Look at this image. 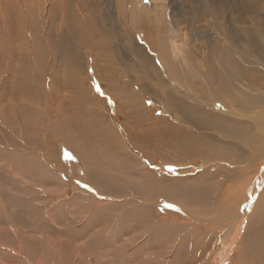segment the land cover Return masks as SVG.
I'll use <instances>...</instances> for the list:
<instances>
[{"label":"rangeland","instance_id":"374dc122","mask_svg":"<svg viewBox=\"0 0 264 264\" xmlns=\"http://www.w3.org/2000/svg\"><path fill=\"white\" fill-rule=\"evenodd\" d=\"M31 1L0 0V263L11 259L9 264L181 263L171 260L175 254L168 250L181 242H201L200 233H191L190 226L213 221L216 194L210 192L216 193L225 166L206 159L202 152H219L218 142L229 135L209 119L205 126L202 123L205 128L192 127L188 121L207 117L206 104L214 100L218 102L214 109H223V96L235 107L233 100H249V95L264 92V0H69V13L76 11L78 2L87 8L95 27L84 28L90 44L96 36L109 43H102L105 48L95 55L79 35L59 34V16L68 2ZM58 9L59 16L54 12ZM71 16L62 28L68 23L78 31L80 16ZM172 27L178 34L171 32ZM222 85L226 90L219 89ZM162 89L165 99L160 96ZM95 114L106 122V134ZM76 125L84 130L79 132ZM85 132L91 136L89 149L83 145ZM233 136V141L240 137ZM233 149L228 144L227 151ZM184 189L202 193V202L192 204L179 197ZM151 192L155 197L147 196ZM258 194L257 190L253 203L261 202ZM242 204L244 212L247 203ZM163 212L166 221L161 224L158 218ZM182 213L197 218L185 225ZM262 216L252 222L249 216H236L222 236L212 225L214 251H208L211 261L206 264L230 260L236 264L235 246L240 240L233 242V234L240 217L245 220L238 237L244 241L237 260L264 264V241L257 231ZM121 228L135 229L123 236ZM190 243L183 245L189 252ZM162 247H167L165 255H155L164 252Z\"/></svg>","mask_w":264,"mask_h":264},{"label":"bare ground","instance_id":"6f19581e","mask_svg":"<svg viewBox=\"0 0 264 264\" xmlns=\"http://www.w3.org/2000/svg\"><path fill=\"white\" fill-rule=\"evenodd\" d=\"M31 1V0H30ZM33 1V0H32ZM31 1V2H32ZM47 1V0H46ZM63 2L62 3H64L65 1L66 2H68L67 4H63L64 5V7H65V11H62L61 12V14L60 13H58L59 11H61V9H58V11L57 10H55L54 12L59 16V14L61 15V16H59V20L61 19V21H60V23H58V25H57V29H58V32H59V34H63V32L65 33V34H71V35H79L80 37H81V39L83 40H80V41H82V42H85L86 43V45H88V47L90 48V50H93L92 52H94V55L97 53V51H98V49H100V48H105V46H102L101 44L102 43H105L107 46H108V42H107V39L105 40V39H101V37L100 38H94V40H95V42H94V44H90V42H89V37H88V35H87V33H86V31H85V29H87L88 30V28L87 27H90L91 29H94L95 27H94V24H93V22H92V20H91V18H90V15L89 14H87V8L81 3V2H78L77 3V6H76V8H74V9H76V11L75 12H71V13H76L77 14V16H80V19L77 21V27L79 28V30L78 31H75L74 29H73V27H70L69 26V24L68 23H65V26L62 28V23H64L63 21H65V22H69V19H72L73 17L71 16L70 17V14L71 13H69V4H71V3H69L70 1L68 0H62ZM26 2H27V0H26ZM34 2V1H33ZM32 2V3H33ZM65 2V3H66ZM28 3V2H27ZM75 3V2H74ZM73 3V4H74ZM165 3V2H164ZM38 5V4H37ZM123 5V4H122ZM27 6V5H26ZM54 6H55V4H54ZM60 6V5H59ZM62 6V5H61ZM72 6V5H71ZM75 6V5H74ZM73 6V7H74ZM163 6V5H162ZM45 7V6H44ZM48 7V6H47ZM52 7V6H51ZM63 7V6H62ZM26 8V7H25ZM71 8V7H70ZM47 9H49V8H47ZM54 9V8H53ZM23 10V9H22ZM130 10H132L131 8H130ZM151 10V9H150ZM44 11H45V9H44ZM48 11V10H47ZM126 11V10H125ZM127 11H129V10H127ZM49 12V11H48ZM52 13V12H51ZM133 13V11L131 12V14ZM54 16H55V14L54 13H52ZM130 14V11L128 12V15ZM48 16H50V15H48ZM169 17V16H168ZM46 18H47V16H46ZM52 18H53V16H52ZM66 18H69L68 20L66 19ZM51 19V18H50ZM50 19H49V21H50ZM120 20V19H119ZM129 20H131V19H129ZM162 22V21H161ZM167 22V21H166ZM46 23V22H45ZM50 25V24H49ZM165 25V24H164ZM167 25V24H166ZM165 25V28L167 27ZM170 26V25H169ZM97 27V26H96ZM163 27V26H162ZM161 27V28H162ZM177 27V26H176ZM85 28V29H84ZM98 28V27H97ZM103 28V27H102ZM164 28V29H165ZM47 29H49L48 27H47ZM101 29V28H100ZM49 30H53V28L52 29H49ZM157 31H158V29H156ZM166 30V29H165ZM169 30H171V29H169ZM89 31V30H88ZM91 31V30H90ZM93 31V30H92ZM98 31V30H97ZM97 31L95 30V34L97 35L98 33H97ZM156 31V32H157ZM174 32V31H176V33H177V29H173V27H172V30H171V32ZM179 31V30H178ZM62 32V33H61ZM94 32V31H93ZM103 32V31H102ZM163 32H165V31H163ZM168 32V31H167ZM172 32V33H173ZM48 33V31L46 32V34ZM51 33V32H50ZM83 34H85L86 35V37H84V36H82ZM164 34V33H163ZM162 34V35H163ZM178 34V33H177ZM48 35V34H47ZM49 35H52V33L51 34H49ZM93 35V34H92ZM155 35H157V33L155 34ZM173 35V34H172ZM175 35V34H174ZM164 36H166V35H163V37ZM176 36H178V35H176ZM221 36V35H220ZM155 37H157V36H155ZM223 37V36H222ZM73 38V37H72ZM186 38V37H185ZM225 38V37H224ZM4 39V38H3ZM164 39H166V37H164ZM170 39V38H169ZM20 40V39H19ZM168 40V39H167ZM87 41V42H86ZM28 42V41H27ZM165 42V41H164ZM167 42V41H166ZM165 42V43H166ZM168 42H169V40H168ZM25 43H26V41H25ZM188 43V42H187ZM167 44V43H166ZM83 45V44H82ZM111 45V44H110ZM172 45V44H171ZM238 45V44H237ZM169 46V45H168ZM177 46V45H176ZM250 46H252V47H254V42L252 41L251 43H250ZM86 47V46H85ZM180 47V46H179ZM261 47H263L262 49H264V45H261ZM260 47V48H261ZM175 48H177V47H175ZM175 48L173 49L174 50V52H175ZM143 49V48H142ZM180 49V48H179ZM261 50V49H260ZM177 51V50H176ZM179 52H180V50H178ZM262 51V50H261ZM88 52V51H87ZM204 52V51H203ZM210 52V51H209ZM213 52V51H212ZM212 52H210V54H212ZM259 52V51H258ZM113 53V52H112ZM176 53V52H175ZM261 53H263V51L261 52ZM93 54V53H92ZM177 54V53H176ZM180 54V56H184V54H181V53H179ZM231 55V54H230ZM263 55V57H264V54H262ZM109 56V55H108ZM160 56V55H159ZM162 56V55H161ZM191 56V55H190ZM228 56V55H227ZM179 57V56H178ZM211 57V56H210ZM151 58V57H150ZM160 58V57H159ZM163 57H161L159 60H161ZM189 58V57H188ZM191 58V57H190ZM189 58V59H190ZM196 58H198V57H196ZM209 58V57H208ZM232 58V57H231ZM230 58V59H231ZM181 59V58H180ZM183 59V58H182ZM185 59H186V57H185ZM206 60H207V58H205ZM228 59V58H227ZM188 60V59H187ZM191 60V59H190ZM193 60H194V58H193ZM206 60H203L204 62H206ZM154 61V60H153ZM183 62V61H182ZM181 62V63H182ZM188 61H186V63H187ZM190 62V61H189ZM160 63H163V62H160ZM203 63V62H202ZM207 63V62H206ZM213 63V62H212ZM231 63H232V61H231ZM88 64V63H87ZM183 64V63H182ZM188 64V63H187ZM195 64V63H194ZM208 64V63H207ZM161 65V64H160ZM189 65H191V64H189ZM229 65H231V64H229ZM232 65H233V63H232ZM35 66V65H34ZM89 66V65H88ZM162 67V66H161ZM85 68V67H84ZM165 68V67H164ZM199 68V67H198ZM227 68V67H226ZM233 68V67H232ZM167 69V68H166ZM200 69V68H199ZM140 70V69H139ZM142 70V69H141ZM228 70H229V68H228ZM233 70V69H232ZM193 71V70H192ZM199 72H200V70H198ZM215 71V70H214ZM219 71V70H218ZM223 71H224V69H223ZM235 71V70H234ZM154 73V72H153ZM195 73V72H194ZM215 73H217V71L215 72ZM156 74V73H155ZM222 74V73H221ZM224 74H226L225 73V71H224ZM228 75H229V73H227ZM234 74V73H233ZM232 74V75H233ZM149 75V74H148ZM157 75V74H156ZM168 75H170V74H168ZM215 75V74H214ZM217 75V77L218 78H220V76H218L219 74H216ZM141 76V75H140ZM158 76V75H157ZM176 76V75H175ZM224 76V75H223ZM222 76V77H223ZM25 76H23V79H25L24 78ZM138 77H139V75H138ZM170 77V76H169ZM140 78V77H139ZM157 78V77H156ZM158 78H160V76L158 77ZM217 78V80H219ZM167 79V78H166ZM222 79V78H221ZM159 80V79H158ZM171 80V79H170ZM131 81V80H130ZM140 81H143V79L142 80H140ZM223 81V80H222ZM169 82V81H168ZM176 82V81H175ZM195 81H193V83H194ZM219 82H221V81H219ZM224 82H226L225 80H224ZM223 82V83H224ZM25 83V82H24ZM145 83V82H144ZM180 83V82H179ZM222 83V82H221ZM182 84H184L183 82H182ZM220 84V83H219ZM219 84H218V86H219ZM26 84H24V86H25ZM195 85H197L196 83H195ZM199 85V84H198ZM224 85V84H223ZM223 85H222V87H219V89L220 88H224L223 87ZM226 85V84H225ZM260 85V84H259ZM27 86V85H26ZM16 87V86H15ZM14 87V88H15ZM17 87H18V85H17ZM191 87V86H190ZM141 88V87H140ZM200 88V87H199ZM226 88V87H225ZM224 88V90H226ZM258 88H260V86L258 87L257 86V89ZM17 89L18 88H16V90L14 91V92H16L17 91ZM181 89V88H180ZM256 89V88H255ZM200 90V89H199ZM263 90V89H262ZM144 91V90H143ZM184 91H185V89H184ZM201 91V90H200ZM253 91H256V90H253ZM261 91V90H260ZM260 91H258V93H255V94H252L250 97L248 96L247 98H249V100L248 99H246V100H248V101H246L244 98V100L242 99V101H240V102H238L237 101V99L235 98V92H234V94L235 95H233V94H231V92H229L228 91V95L230 94V96L232 95V97L233 98H235L236 99V102H235V100H233L234 101V106L235 107H233L232 105H230L231 103H230V100L228 101V103L227 102H225V101H227L225 98H224V96L223 97H221V99L224 101L222 104H223V109H219V110H216V109H214L216 106H217V104H218V102L217 101H213L210 105H207L206 104V107H207V109H208V111H209V114H208V116L207 117H204V118H199V119H191L190 121H188L189 123H190V125L192 126V127H196V126H198V127H203V128H205L204 126H205V119H209L211 122H213L214 124H217V125H219V126H222L224 129H225V131H226V133H228L229 135L227 136V137H225L224 139H223V143L220 141V142H218L219 144H220V149H219V152H215V153H210V154H204L203 152H202V156H204L206 159H210V160H214L213 162H215V161H217V162H223L224 164H225V166H224V169H223V171L222 170H218V171H222V173H223V176L222 175H220V177H219V183H218V185H214V183H213V185L215 186V187H217V190H216V193H214L215 191V189H211L210 191V193H213V194H216V196L215 195H211V196H215V198H213V200H212V204H211V206H212V208L214 209V211H213V214H214V219H211V220H213V221H211L210 223H211V225H210V223L209 222H207V221H205V220H201V226H194V223H192V225L193 226H190V228H193L192 230H191V233H200L199 235H200V237H202V239H201V242L199 243V244H196V243H193V242H191L190 243V241L188 242V243H185V244H189L190 243V245L192 244V246H191V250L192 251H187L184 247H183V245H185L183 242H181V243H178L179 245L178 246H176V248H174L173 246V243H171L173 246L172 247H170L169 248V250L168 251H170V253L171 252H174V256H173V258L171 259V260H176V259H179V260H181V263H179L178 261V264H206V262H207V260H210L209 259V254H208V251H214V248H213V246H212V248L213 249H211L210 248V245H211V242H210V239H211V237H212V233H213V231H212V229H211V226L212 225H214L215 227L213 228V229H216V233L218 234V235H223L227 230H230L229 228L231 227V225H232V223H233V219L236 217V216H238L239 217V215H245V217H247V216H249V221H251V219H253V218H257V216H260L261 214L263 215L262 216V218H261V220H263L262 221V224L260 225V227L257 229V231H260V238L264 241V214L262 213V212H264V92L262 93V91L260 92ZM158 92H160V90L158 91ZM169 92H171V91H169ZM214 92V91H213ZM223 92V91H222ZM163 93L165 94V92H164V90L162 89V91L160 92V96H162L163 95ZM167 93V92H166ZM178 93V92H177ZM177 93H176V95H177ZM186 93V92H185ZM216 93V92H215ZM215 93H213V94H215ZM219 93V92H218ZM248 93V92H247ZM253 93V92H252ZM261 93V94H260ZM168 94V93H167ZM175 94V93H174ZM249 94V93H248ZM251 94V93H250ZM156 95V94H155ZM180 95V94H179ZM179 95H177V98L179 97ZM221 95V94H220ZM165 96V95H164ZM164 96H162V98L164 97ZM213 96V95H212ZM215 96H216V94H215ZM166 97V96H165ZM231 97V98H232ZM236 97H237V95H236ZM167 98V97H166ZM180 98H183V97H180ZM179 98V99H180ZM217 98V97H216ZM163 99H165V98H163ZM215 99V98H214ZM218 99V98H217ZM221 99H220V101H221ZM199 100V99H198ZM233 101H231L232 103H233ZM222 102V101H221ZM209 103V102H208ZM237 103V104H236ZM221 106V105H220ZM89 108V107H88ZM92 108H94V111L95 110H97V109H95V107H92ZM210 108H212V109H210ZM75 109V108H74ZM16 110V109H15ZM91 110H93V109H91ZM199 110V113H200V109H198ZM60 111V110H59ZM76 111V110H75ZM57 112V111H56ZM99 112V111H98ZM97 112V113H98ZM215 112V113H214ZM217 112H219V113H217ZM15 113V112H14ZM54 114H56V113H54ZM14 116H15V114H13ZM92 116V115H91ZM95 116H96V114H95ZM99 116L101 117V114L99 113ZM93 117V116H92ZM191 118V117H190ZM189 118V119H190ZM65 119V118H64ZM71 119V118H70ZM76 119V118H75ZM103 119H104V117H103ZM92 120V119H91ZM93 120H94V118H93ZM95 120H97L98 122H100L101 123V125H103L102 127H101V125H99L98 123V125L101 127V131H104L105 132V134L107 133L106 131H108V130H105L106 129V122L105 121H103V120H101V118H99V117H97L96 116V118H95ZM129 122V121H128ZM128 122H126V123H128ZM71 123V122H70ZM69 123V124H70ZM75 123V122H74ZM77 123V122H76ZM75 123V124H76ZM124 123V122H123ZM202 123H204L203 125H202ZM80 124V123H79ZM93 124H95V122L93 121ZM112 124V123H111ZM71 125H73L72 123L70 124V126ZM82 125V124H81ZM84 125V124H83ZM96 125V124H95ZM98 125H97V127H98ZM66 127V126H65ZM75 127V126H74ZM78 127V128H77ZM96 127V128H97ZM127 127V126H126ZM207 127V126H206ZM76 128H77V130H79V132L81 131L82 132V130H84V128H79V126L78 125H76ZM197 128V127H196ZM202 128V129H203ZM67 129H68V127H67ZM72 129V128H71ZM108 129V128H107ZM121 129V128H120ZM125 129V128H124ZM124 129H122V131H124ZM192 130L194 129V128H191ZM200 130H201V128H199ZM208 129H209V127H208ZM74 130V129H73ZM86 130V129H85ZM117 130V129H116ZM183 130V129H182ZM187 130V129H186ZM199 130V131H200ZM205 130V129H204ZM63 131V130H62ZM68 133L67 134H69V133H71L72 131H68V130H66ZM207 131H209V132H211V130H207L206 129V133H207ZM125 132V131H124ZM179 132H181V130H179ZM187 132H189V131H187ZM201 132V131H200ZM118 134H119V132H117ZM182 133V132H181ZM183 133H185V131L183 132ZM213 133V132H212ZM210 134V135H212L213 136V134ZM216 133V132H215ZM66 134V133H65ZM102 134V133H101ZM109 134V133H108ZM202 134V133H201ZM217 134V133H216ZM181 134H179L178 133V136H180ZM215 135V134H214ZM233 135H239L240 137H236L237 138V140H232L233 139ZM81 136H82V138L84 137L85 138V140H84V143H83V145L84 144H86L85 146H87V149H89V147L88 146H90V148H91V136L90 135H88L86 132L85 133H82L81 134ZM120 136H122V135H119V137ZM182 136V135H181ZM217 136V135H216ZM224 136V135H223ZM231 136H232V139H231ZM105 137H107V135H105ZM126 137H127V135H126ZM214 137V136H213ZM243 137V138H242ZM83 138V139H84ZM108 138V137H107ZM183 138V137H182ZM65 139V138H64ZM82 139V140H83ZM103 139H105V138H103ZM107 142H108V139H105ZM128 140V139H127ZM67 141V140H66ZM119 142V141H118ZM130 142V141H129ZM67 143V142H66ZM131 143V142H130ZM187 143V142H186ZM194 143V142H193ZM232 144L233 145V147H234V149L233 150H231V151H227V146H228V144ZM109 144V143H108ZM124 146V145H123ZM200 147H201V145H199ZM107 147V146H106ZM118 147V146H117ZM120 147H122V146H120ZM205 147V146H204ZM206 147H208V146H206ZM231 147V146H230ZM184 148V147H183ZM211 148V147H210ZM109 149V148H108ZM103 150V149H102ZM185 150H186V148H185ZM188 150V149H187ZM211 150V149H210ZM89 151V150H88ZM195 151V150H194ZM182 152H184V151H182ZM191 152V151H190ZM195 152H197V151H195ZM200 152V151H199ZM88 153V152H87ZM86 153V154H87ZM186 153H187V151H186ZM90 153H88V155H89ZM99 154L102 156V154L103 153H101V152H99ZM184 155H187V154H184ZM197 155V154H196ZM199 155H200V153H199ZM201 156V157H202ZM113 158H114V155L112 156ZM92 158V160H89L88 161V163L90 162V161H92L91 162V165L92 164H94L95 163V160H93V154L91 155V157H90V159ZM102 158L103 157H100V159H101V163H102ZM112 158V159H113ZM104 159V158H103ZM106 159L107 158H105V161H104V167H105V162L107 163V161H106ZM140 159V158H139ZM153 159V158H152ZM155 159V158H154ZM114 160H115V158H114ZM204 160V159H203ZM93 161H94V163H93ZM108 161H110V159L108 160ZM120 161H122V160H120ZM198 161V160H197ZM111 163H109L110 165L112 164V160L110 161ZM117 162V161H116ZM203 162V161H202ZM207 162V161H206ZM136 163V162H135ZM103 164V163H102ZM109 164H107V166L109 165ZM109 165V167H111ZM125 165V164H124ZM142 165V164H141ZM144 165V164H143ZM142 165V166H143ZM231 165H233V166H231ZM99 166H102V165H99ZM133 168V167H132ZM147 168V167H146ZM145 168V169H146ZM101 169V168H100ZM103 169V168H102ZM147 169H149V168H147ZM107 170V169H106ZM134 170V169H133ZM103 171V170H102ZM108 171V170H107ZM109 171H112V170H109ZM156 171V170H155ZM147 172V171H146ZM217 173V172H216ZM219 173V172H218ZM218 173L217 174H214V175H216L215 177H214V179L216 178V180H217V175H218ZM142 178V177H141ZM161 178H162V176H161ZM140 180V179H139ZM215 180V181H216ZM143 182V181H142ZM214 182V181H213ZM150 183V182H149ZM236 183H238V184H236ZM154 184V183H153ZM153 184H151V185H153ZM197 185V187H198V184H196ZM212 185V186H213ZM143 186V185H142ZM195 186V185H194ZM154 187V186H153ZM185 186H183L182 188H184ZM189 187V186H188ZM191 187V186H190ZM196 187V186H195ZM196 187V188H197ZM200 188L202 187V185L201 186H199ZM175 188V187H174ZM145 189V188H144ZM208 189V188H207ZM199 190V189H198ZM203 190V189H202ZM205 190V189H204ZM204 190H203V192H204ZM258 190V192H259V194H258V196H257V198L258 197H260V198H262V200H261V202L259 203L258 201L257 202H255V203H253V197L255 196V192ZM146 191V190H145ZM207 191V190H206ZM161 193V192H160ZM154 192H151L149 195L147 194V196L149 197V198H152V197H155L154 196ZM167 194V193H166ZM202 194V193H201ZM201 194H200V192L199 191H197V190H194L193 192H187V189H184L183 190V192H180V195H178L179 197H183L184 198V200H186V201H191L192 202V204L194 203V204H196V203H198V201H201L202 202V196H201ZM207 194V193H206ZM263 194V197H261V195ZM150 195H151V197H150ZM177 195V194H176ZM205 195V194H204ZM203 195V196H204ZM168 196V195H167ZM211 196H210V198H211ZM251 196V197H250ZM209 197V196H208ZM144 198V197H143ZM246 198H248L247 200H246ZM256 198V197H255ZM259 198V199H260ZM176 200V198H171V200ZM126 200V199H125ZM138 200V199H137ZM149 201V200H148ZM0 202H1V200H0ZM139 202V201H138ZM172 202V201H171ZM205 202V201H204ZM210 202H211V200H210ZM243 202H245V203H247V206H246V210L243 212L242 210V212L240 211V206L241 205H243L242 203ZM190 203V202H189ZM206 203V202H205ZM200 204V203H199ZM97 205H100V204H97ZM204 205V204H203ZM203 205H202V207H201V205H199L201 208H203ZM253 205V206H252ZM178 206V205H177ZM207 206V205H206ZM251 206H252V208H251ZM155 207L158 209L159 208V206L158 205H155ZM174 207H176V206H174ZM190 207V206H189ZM137 208H141V206H139V205H137ZM155 208V209H156ZM178 208V207H177ZM181 210H183L182 208H180ZM204 209V208H203ZM164 210V209H163ZM210 210V209H209ZM209 210H207V212H210ZM250 210V211H249ZM155 211V210H154ZM165 211V210H164ZM190 212V211H189ZM202 212V211H201ZM203 212H204V210H203ZM206 212V211H205ZM245 213V214H244ZM167 214H169L168 212H167ZM183 214V215H182ZM181 215L183 216V217H186L185 219H181L184 223L183 224H185V225H188L190 222L188 221V220H190L191 221V219L192 220H194V222H195V219L197 218V217H195L194 215V217L192 216V215H190L191 213H182ZM199 214H200V212H199ZM206 214V213H205ZM204 214V215H205ZM209 214V213H208ZM211 214V213H210ZM255 214V215H254ZM162 215L163 216H160L159 218H158V222H160L161 224L164 222V221H166V217H165V215H164V212L162 213ZM203 215V214H202ZM254 215V216H253ZM141 216V215H140ZM173 216V215H172ZM202 217V216H201ZM207 217V216H206ZM244 217V218H245ZM8 218V217H7ZM103 218V217H102ZM173 218V217H172ZM179 218V217H178ZM177 217H176V219H178ZM182 218V217H181ZM75 219H77V218H75ZM204 219V218H203ZM242 219L243 218H236V223H235V225L237 226V229H236V232L233 234V235H235L234 236V241L233 242H235L237 239L238 240H240V242L239 243H237L238 245H236L235 247H237L238 248V252H237V256L235 257V260H233L234 261V263H236V264H242L240 261H239V259L237 260V258H239L240 256H241V252H242V249H243V246H242V242L244 241L243 240V236H242V238H239L238 236H240L241 237V233H242V227L240 226V225H242V223L244 222V220H243V222H242ZM134 220H136V219H134ZM179 220V219H178ZM208 220V219H207ZM148 221V220H147ZM157 221V219L155 220V222ZM198 221V220H197ZM238 221V222H237ZM149 222V224L151 223V221H148ZM199 222V221H198ZM252 222V221H251ZM61 223V222H60ZM106 223V222H105ZM152 223H154V222H152ZM181 223V222H180ZM209 223V224H208ZM136 224V223H135ZM138 224V223H137ZM148 224V225H149ZM156 225V224H155ZM169 225V224H168ZM170 225H171V223H170ZM251 225H252V223H251ZM150 226V225H149ZM172 226V225H171ZM202 227H205V228H202ZM243 227H244V225H243ZM228 228V229H227ZM13 229H15L14 227H13ZM16 229H17V227H16ZM135 228H121L120 230H119V234H121V235H123V236H125V235H127L128 234V232H130V231H132L133 232V230H134ZM227 229V230H226ZM239 229H240V231H239ZM244 229V228H243ZM155 230V229H154ZM170 230H172V229H170ZM136 231H138V229L136 230ZM212 231V232H211ZM247 231V230H246ZM19 232V231H18ZM172 232H173V230H172ZM203 232H207V233H203ZM229 232V231H228ZM227 232V233H228ZM17 233V232H16ZM152 233V232H151ZM215 233V234H216ZM15 234V233H14ZM147 234V233H146ZM149 234V233H148ZM168 234V233H167ZM120 235V236H121ZM132 235H134V236H136L137 238H140V236H141V234H139V233H136V232H134ZM154 235V234H153ZM198 235V234H197ZM217 235V236H218ZM226 235V234H225ZM232 235V236H233ZM16 237H17V235H15ZM21 236V235H20ZM20 236H19V239H20ZM23 236V235H22ZM142 236H143V234H142ZM149 236H150V234H149ZM151 236H152V234H151ZM23 237H25V236H23ZM23 237H21L22 239H23ZM147 238H149L148 236H146ZM226 237V236H225ZM114 238H116L117 240H118V236L117 237H114ZM166 238V237H165ZM150 239V238H149ZM153 239V238H152ZM172 239V238H171ZM214 239V238H213ZM217 239V238H216ZM231 239V238H230ZM64 239H62V241H63ZM99 241V240H98ZM127 241H129V239H127ZM133 241V240H132ZM142 241V240H141ZM166 241V240H165ZM168 241V240H167ZM211 241H212V239H211ZM22 242H23V240H22ZM21 243V242H20ZM140 243V242H139ZM168 243V242H167ZM174 243H176V242H174ZM236 243V242H235ZM145 244H146V241H145ZM170 244V245H171ZM195 244L197 245V246H195ZM20 245V244H19ZM21 245H22V243H21ZM146 246V245H145ZM166 246V245H165ZM143 247V246H142ZM164 247V246H163ZM162 247V249L164 250V252H162V253H156L155 255H157V256H162V255H165V249H167V247L166 248H163ZM23 247L21 246V249H22ZM135 248V247H134ZM217 248V247H216ZM9 249V248H8ZM7 249V250H8ZM24 249V248H23ZM138 249V248H137ZM189 249V250H190ZM235 249V248H234ZM9 251V250H8ZM18 251V250H17ZM206 251H207V254H205L206 253ZM235 251H236V249H235ZM11 252V251H10ZM21 252V251H20ZM161 252V251H160ZM19 253V252H18ZM25 253V252H24ZM189 253V254H188ZM186 254H188L187 256H186V261H184L185 259H183V257H184V255H186ZM204 254H205V256H204ZM23 255V254H22ZM21 255V256H22ZM214 255V254H213ZM236 255V254H235ZM168 256H170L169 254H168ZM189 256V257H188ZM191 257V258H190ZM202 257V258H201ZM234 257V256H233ZM180 258H182V259H180ZM190 258V259H189ZM201 258V259H200ZM230 258V257H229ZM261 258V257H260ZM8 259H10V258H8ZM231 259V258H230ZM1 261H3V260H1ZM5 261H6V259H5ZM8 261V260H7ZM12 261V259L11 260H9V262H8V264L10 263ZM132 261V260H131ZM211 261V260H210ZM18 262V261H17ZM40 262V261H39ZM263 262V261H262ZM3 263V262H2ZM5 263V262H4ZM7 263V262H6ZM5 263V264H6ZM15 263V262H14ZM20 263V262H19ZM175 263V262H174ZM232 263V260H230V262H229V264H231ZM257 263V262H256ZM1 264V263H0ZM18 264V263H17ZM175 264H177V263H175ZM253 264V263H252Z\"/></svg>","mask_w":264,"mask_h":264},{"label":"snow or ice","instance_id":"6c2138e0","mask_svg":"<svg viewBox=\"0 0 264 264\" xmlns=\"http://www.w3.org/2000/svg\"><path fill=\"white\" fill-rule=\"evenodd\" d=\"M149 103H151V102L149 101ZM65 156H66V158H71L70 154L67 152H65Z\"/></svg>","mask_w":264,"mask_h":264}]
</instances>
